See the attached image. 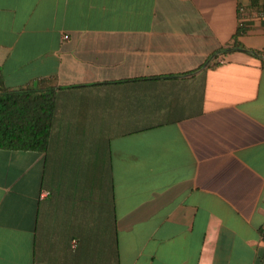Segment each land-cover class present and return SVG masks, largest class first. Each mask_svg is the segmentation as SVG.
<instances>
[{
  "label": "crops",
  "instance_id": "0c3cea01",
  "mask_svg": "<svg viewBox=\"0 0 264 264\" xmlns=\"http://www.w3.org/2000/svg\"><path fill=\"white\" fill-rule=\"evenodd\" d=\"M240 2L0 0L2 88L54 93L46 150H0V264H264V8L242 33Z\"/></svg>",
  "mask_w": 264,
  "mask_h": 264
},
{
  "label": "trees",
  "instance_id": "16d2710c",
  "mask_svg": "<svg viewBox=\"0 0 264 264\" xmlns=\"http://www.w3.org/2000/svg\"><path fill=\"white\" fill-rule=\"evenodd\" d=\"M246 13L262 11L264 0H246ZM243 33L245 26L239 27ZM54 110V93L47 88H2L0 81V150H46ZM264 235V233H263Z\"/></svg>",
  "mask_w": 264,
  "mask_h": 264
},
{
  "label": "built area",
  "instance_id": "2783aa9c",
  "mask_svg": "<svg viewBox=\"0 0 264 264\" xmlns=\"http://www.w3.org/2000/svg\"><path fill=\"white\" fill-rule=\"evenodd\" d=\"M246 6H247V1L246 0H241V2H240V5H239V7H238V12H239V15H240V20H239V22H238V26L241 28V27H243L244 25H245V22L252 16V17H255V18H262L263 17V13L261 12V11H252V13L251 14H249V17H248V19H247V17L246 18H244V17H242V16H244L245 15V13H246ZM242 15V16H241ZM48 193H46V192H43L41 195H40V197L42 198V197H45L46 195H47Z\"/></svg>",
  "mask_w": 264,
  "mask_h": 264
}]
</instances>
